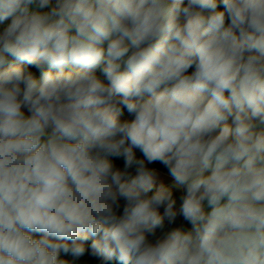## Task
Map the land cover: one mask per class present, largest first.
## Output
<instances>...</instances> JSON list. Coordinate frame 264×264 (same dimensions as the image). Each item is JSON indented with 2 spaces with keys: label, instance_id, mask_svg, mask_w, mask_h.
Returning <instances> with one entry per match:
<instances>
[{
  "label": "clouds",
  "instance_id": "obj_1",
  "mask_svg": "<svg viewBox=\"0 0 264 264\" xmlns=\"http://www.w3.org/2000/svg\"><path fill=\"white\" fill-rule=\"evenodd\" d=\"M0 264H264V0H0Z\"/></svg>",
  "mask_w": 264,
  "mask_h": 264
}]
</instances>
